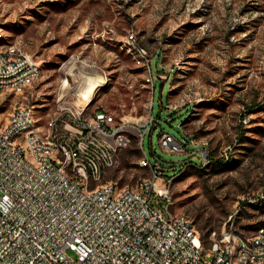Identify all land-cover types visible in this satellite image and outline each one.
<instances>
[{
    "label": "rangeland",
    "instance_id": "374dc122",
    "mask_svg": "<svg viewBox=\"0 0 264 264\" xmlns=\"http://www.w3.org/2000/svg\"><path fill=\"white\" fill-rule=\"evenodd\" d=\"M0 24V43L19 39L41 67L30 87L6 95L0 120L18 100L45 125L68 75L61 104H85L81 91L92 95L86 116L103 108L127 125L130 142L102 181L136 186L153 172L139 164L146 154L171 178L172 210L205 238L223 225L245 234L264 225V0H0ZM130 33L150 59L153 95ZM70 70L94 73L98 86ZM150 110L156 121L141 135ZM162 129L190 141L163 149Z\"/></svg>",
    "mask_w": 264,
    "mask_h": 264
},
{
    "label": "built area",
    "instance_id": "2783aa9c",
    "mask_svg": "<svg viewBox=\"0 0 264 264\" xmlns=\"http://www.w3.org/2000/svg\"><path fill=\"white\" fill-rule=\"evenodd\" d=\"M7 34L0 24V39ZM128 38L153 95L147 51L132 33ZM71 70L73 81L98 86L94 73ZM40 75L39 61L19 39L0 43L1 105ZM69 82L65 75L45 125L32 104L18 100L0 120V264H264L263 224L251 234L223 225L205 238L185 213L172 210L171 178L162 179L146 154L139 164L153 172L136 186L102 181L130 142L127 125L103 108L86 116L92 95L81 91L85 104H61ZM152 120L150 110L141 135ZM158 139L178 151L190 141L164 129ZM256 198L263 200L264 191Z\"/></svg>",
    "mask_w": 264,
    "mask_h": 264
},
{
    "label": "trees",
    "instance_id": "16d2710c",
    "mask_svg": "<svg viewBox=\"0 0 264 264\" xmlns=\"http://www.w3.org/2000/svg\"><path fill=\"white\" fill-rule=\"evenodd\" d=\"M153 114V113H152ZM159 115V114H158ZM153 119L155 120V116H154V114H153ZM156 121V120H155ZM161 132V131H160ZM184 137V139H186V140H189V138L187 137V136H183ZM207 233H208V231H207Z\"/></svg>",
    "mask_w": 264,
    "mask_h": 264
},
{
    "label": "bare ground",
    "instance_id": "6f19581e",
    "mask_svg": "<svg viewBox=\"0 0 264 264\" xmlns=\"http://www.w3.org/2000/svg\"><path fill=\"white\" fill-rule=\"evenodd\" d=\"M84 87V86H83ZM85 92L87 93H92V89L91 88H88L87 90L85 89Z\"/></svg>",
    "mask_w": 264,
    "mask_h": 264
}]
</instances>
